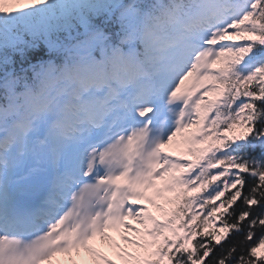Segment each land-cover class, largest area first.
<instances>
[{"label":"snow or ice","instance_id":"6c2138e0","mask_svg":"<svg viewBox=\"0 0 264 264\" xmlns=\"http://www.w3.org/2000/svg\"><path fill=\"white\" fill-rule=\"evenodd\" d=\"M81 250L264 264V0H0V264Z\"/></svg>","mask_w":264,"mask_h":264},{"label":"rangeland","instance_id":"374dc122","mask_svg":"<svg viewBox=\"0 0 264 264\" xmlns=\"http://www.w3.org/2000/svg\"><path fill=\"white\" fill-rule=\"evenodd\" d=\"M112 236L118 240L117 234H113ZM97 241H98V239H97ZM102 243H104V244L106 243L108 246L100 247L98 242H96L95 245L97 247H99L102 251H105L106 253L111 254L113 249H112L110 242L105 240ZM56 259H57V257L55 258V260ZM86 260H89V254H87L81 250L79 253L73 252L71 254V257H69V258L67 257V260L61 264H72L73 261H75V264H82V261H86Z\"/></svg>","mask_w":264,"mask_h":264},{"label":"bare ground","instance_id":"6f19581e","mask_svg":"<svg viewBox=\"0 0 264 264\" xmlns=\"http://www.w3.org/2000/svg\"><path fill=\"white\" fill-rule=\"evenodd\" d=\"M111 234L113 235V234H117V233H115V232H111L110 235H111ZM117 235H118V234H117ZM97 239H98V241L96 240L94 243L98 242L100 247L108 246L106 243H105V244L102 243V242L105 241V240H100L99 238H97ZM101 243H102V244H101ZM82 251H83V250H82ZM67 257L69 258V256H67V255H60V256L57 257L56 260L54 259L53 264H61V263H64V262L67 260Z\"/></svg>","mask_w":264,"mask_h":264}]
</instances>
